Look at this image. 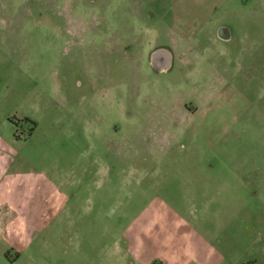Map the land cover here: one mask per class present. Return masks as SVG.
Masks as SVG:
<instances>
[{"label":"rangeland","instance_id":"1","mask_svg":"<svg viewBox=\"0 0 264 264\" xmlns=\"http://www.w3.org/2000/svg\"><path fill=\"white\" fill-rule=\"evenodd\" d=\"M121 26L136 58L97 45ZM200 237L264 264V0H0V264H155Z\"/></svg>","mask_w":264,"mask_h":264},{"label":"flooded vegetation","instance_id":"2","mask_svg":"<svg viewBox=\"0 0 264 264\" xmlns=\"http://www.w3.org/2000/svg\"><path fill=\"white\" fill-rule=\"evenodd\" d=\"M126 29V31H125ZM110 30H112V32L110 33ZM140 32L141 29H137L136 27H129L126 28L125 26H121L119 28H103L102 30V34L104 36V38H102L101 43H98L97 45H102V46H110L111 47H118V48H111L113 51L114 50H122L124 53H130V50H127L126 47L129 45L131 46V44H127L125 43V34L129 35V38L132 39L133 44L134 45V53H135V58L137 57V52L142 48V38L140 37ZM231 32L229 31L228 27L225 26H220L216 29V36L223 40V41H227L228 39H231ZM91 35V34H90ZM92 41V40H91ZM152 43H157L156 40L151 41ZM151 42H149L148 44L150 45ZM96 45V46H97ZM202 46L203 49H205V41L202 42ZM95 47V46H94ZM96 48V47H95ZM112 51V53H113ZM149 59H150V63H152L151 65L155 68L156 71H164V70H168L170 69L169 67L174 65V57H171V53L168 51L167 47L164 46H158L153 49L151 52H149ZM23 122L26 123H32V120H30L27 117H24L22 119ZM15 137H20L17 134H15ZM6 255L9 253H5ZM8 259V258H7Z\"/></svg>","mask_w":264,"mask_h":264},{"label":"crops","instance_id":"3","mask_svg":"<svg viewBox=\"0 0 264 264\" xmlns=\"http://www.w3.org/2000/svg\"><path fill=\"white\" fill-rule=\"evenodd\" d=\"M183 239V238H181ZM193 240L192 238H188ZM193 242H196L195 244ZM191 241L180 240L171 242V239L166 241L168 246V251L165 255H163V259L159 260L158 263L155 264H218L215 261V257H218L221 253L217 250V248L213 247L206 238H196ZM204 246L203 252L198 251V247ZM208 249V251H207ZM222 257V256H221ZM141 260V259H140ZM145 263L143 264H154L153 258L145 259ZM131 264H136L133 261Z\"/></svg>","mask_w":264,"mask_h":264}]
</instances>
